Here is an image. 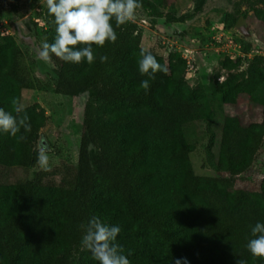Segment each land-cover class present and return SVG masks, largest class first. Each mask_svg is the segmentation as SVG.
<instances>
[{
	"label": "trees",
	"instance_id": "obj_1",
	"mask_svg": "<svg viewBox=\"0 0 264 264\" xmlns=\"http://www.w3.org/2000/svg\"><path fill=\"white\" fill-rule=\"evenodd\" d=\"M203 1L195 0L192 13L178 22L190 20ZM141 2L148 17L170 23L152 1ZM253 14L264 27V11ZM47 17L45 42L53 43L56 25L48 10ZM112 23L118 39L93 46L94 63L55 56L50 62L55 94L89 93L72 175L58 185L44 180L45 172L28 177L38 161L34 145L44 124L37 105L22 113L29 117L30 132L21 129L15 137L0 132V264H98L87 249L76 263L71 260L84 234L81 225L92 216L121 228L117 243L131 264H236L241 258L264 264L247 249L251 227L264 223V176L250 189L232 188L230 182L249 169L264 138V59L253 57L240 75L235 72L240 59L225 57L218 63L225 75L220 82L215 73L207 87L189 86L179 53L163 58L143 50L133 21L119 27ZM142 51L168 69L149 80L148 90L140 87L149 79L139 71ZM22 55L9 35L0 36V107L13 114L11 101L20 102L22 90L48 87L27 75ZM100 55L108 61L100 63ZM206 89L224 105L247 96L257 101L261 115L259 122L244 124L225 118L212 166L215 177L193 173L189 154L194 146L182 132L187 124L211 120Z\"/></svg>",
	"mask_w": 264,
	"mask_h": 264
},
{
	"label": "rangeland",
	"instance_id": "obj_2",
	"mask_svg": "<svg viewBox=\"0 0 264 264\" xmlns=\"http://www.w3.org/2000/svg\"><path fill=\"white\" fill-rule=\"evenodd\" d=\"M152 4L167 13L164 18L151 19L140 10L133 22L139 35V46L163 58L176 52L186 61L184 79L189 86L210 83L215 73L217 82L224 78L218 63L223 58H239L235 71L244 75L253 57L264 59V27L253 17L256 10L264 11V0H204L199 11L190 20L178 22L190 15L195 0H166ZM46 0H0V36L9 35L22 49V64L27 75L47 83L42 90H22L20 103L33 104L42 109L44 124L39 129V139L34 145L49 156L47 167L37 162L29 171L30 178L36 172H45L47 182L58 185L63 176L72 175L76 163V151L81 133L82 109L89 93L79 96L55 94V70L50 62L39 59L38 50L45 43L48 29ZM206 99L212 111L207 122H194L182 128L185 139L194 146L189 154L193 173L197 176H217L212 169L216 160L217 143L221 124L227 117H235L241 123L259 122L261 115L256 102L247 96L234 105L221 104L206 89ZM264 138L249 169L230 179L232 188L250 189L264 176ZM15 171V175H17ZM82 240V239H81ZM85 251L81 241L71 253L76 263Z\"/></svg>",
	"mask_w": 264,
	"mask_h": 264
},
{
	"label": "clouds",
	"instance_id": "obj_3",
	"mask_svg": "<svg viewBox=\"0 0 264 264\" xmlns=\"http://www.w3.org/2000/svg\"><path fill=\"white\" fill-rule=\"evenodd\" d=\"M47 10L54 17L56 36L53 43L45 42L38 50L39 59L52 62L53 56L65 62L80 63L86 59L89 64L97 60L93 46L103 48L107 43L118 39L113 26L117 27L136 19L143 8L141 0H46ZM82 46V47H81ZM138 61L141 74H149V79L141 81L140 87L150 88V79L157 72L167 73L166 66L161 65L151 53H140ZM100 63L108 61L107 55L98 57ZM13 111L0 107V132L16 136L23 129L31 131L29 117L24 113V106L17 100L11 101ZM26 137L20 136L23 140ZM41 167H47L49 156L43 149L38 154ZM84 230L81 244L89 250L98 264H131L124 255L123 247L117 243L121 231L118 225L105 223L99 216H92ZM252 239L247 249L253 257L264 258V223L257 222L251 227ZM176 264H181L180 260ZM187 264V261H184ZM236 264H247L245 259H238Z\"/></svg>",
	"mask_w": 264,
	"mask_h": 264
}]
</instances>
